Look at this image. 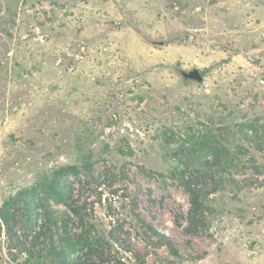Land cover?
<instances>
[{
	"label": "rangeland",
	"instance_id": "obj_1",
	"mask_svg": "<svg viewBox=\"0 0 264 264\" xmlns=\"http://www.w3.org/2000/svg\"><path fill=\"white\" fill-rule=\"evenodd\" d=\"M180 171L212 192L198 232ZM54 178L91 208L105 264H264V0H0V264H33L3 215L19 237L48 209L82 232Z\"/></svg>",
	"mask_w": 264,
	"mask_h": 264
},
{
	"label": "trees",
	"instance_id": "obj_2",
	"mask_svg": "<svg viewBox=\"0 0 264 264\" xmlns=\"http://www.w3.org/2000/svg\"><path fill=\"white\" fill-rule=\"evenodd\" d=\"M221 157L216 156L211 159H206L204 163L208 168H213L221 164ZM76 165H68L60 168L61 170L72 169L75 171ZM180 184L187 190L190 195V211H189V227L191 232H198L202 223L207 220V196L211 194V190L205 186L198 177L188 174L185 171L176 173ZM46 191L51 193L53 199L61 204H64L78 219V228L82 231L77 239L70 230V216L68 219L63 218L62 212H56L52 209L46 211L41 222L38 219L33 220L30 224L29 234L24 237H19L14 231V225L11 223L12 216L9 214L3 215L2 219L6 226L9 239L20 251L27 255L28 260L33 264H105L112 257L111 252L104 247L102 237L92 236L87 228L92 225V216L86 203L75 198L74 194L66 185L61 186L56 178L48 183H44ZM132 209L130 215L133 216L136 222L142 228V235L147 241H153L152 235H156L160 239V244L169 248L174 256H179V251L175 243L165 234L161 233L155 226L148 224L142 217L135 213V203L131 200ZM31 210V207L28 206ZM58 223L63 225V234L61 244H56L53 237V228L58 226ZM1 235V234H0ZM109 237L114 236L109 233ZM74 240H77L74 242ZM79 247L76 249V247Z\"/></svg>",
	"mask_w": 264,
	"mask_h": 264
},
{
	"label": "water",
	"instance_id": "obj_3",
	"mask_svg": "<svg viewBox=\"0 0 264 264\" xmlns=\"http://www.w3.org/2000/svg\"><path fill=\"white\" fill-rule=\"evenodd\" d=\"M154 42L158 45H164L165 44L164 40H157ZM180 74L186 80H194V81L199 82V83L204 81V75L198 67H194V68L189 69V70L181 69Z\"/></svg>",
	"mask_w": 264,
	"mask_h": 264
}]
</instances>
